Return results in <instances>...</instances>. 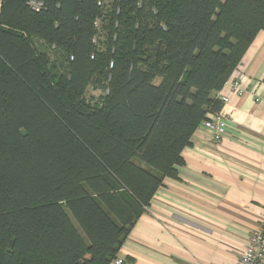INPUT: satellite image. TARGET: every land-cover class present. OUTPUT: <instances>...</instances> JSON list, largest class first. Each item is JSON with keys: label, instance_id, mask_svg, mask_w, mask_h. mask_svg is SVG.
Segmentation results:
<instances>
[{"label": "trees", "instance_id": "16d2710c", "mask_svg": "<svg viewBox=\"0 0 264 264\" xmlns=\"http://www.w3.org/2000/svg\"><path fill=\"white\" fill-rule=\"evenodd\" d=\"M262 30L264 0H0V264H112Z\"/></svg>", "mask_w": 264, "mask_h": 264}, {"label": "crops", "instance_id": "0c3cea01", "mask_svg": "<svg viewBox=\"0 0 264 264\" xmlns=\"http://www.w3.org/2000/svg\"><path fill=\"white\" fill-rule=\"evenodd\" d=\"M235 80L249 92L238 95ZM218 96L229 99L222 140L204 124L195 131L178 178L157 190L112 264L239 262L264 212V30Z\"/></svg>", "mask_w": 264, "mask_h": 264}, {"label": "built area", "instance_id": "2783aa9c", "mask_svg": "<svg viewBox=\"0 0 264 264\" xmlns=\"http://www.w3.org/2000/svg\"><path fill=\"white\" fill-rule=\"evenodd\" d=\"M33 9L39 10L42 3L31 1ZM233 90L240 96L247 94V89L241 88L238 80L232 84ZM223 103L229 101L228 97H220ZM260 98H256V102H259ZM214 134V140L219 142L225 135V129L223 127V116L219 112L215 114L210 121L203 123ZM264 262V212L261 215V226L258 230L254 231L250 237L249 244L243 251L240 260L237 264H263ZM115 264H123L122 260H116Z\"/></svg>", "mask_w": 264, "mask_h": 264}, {"label": "rangeland", "instance_id": "374dc122", "mask_svg": "<svg viewBox=\"0 0 264 264\" xmlns=\"http://www.w3.org/2000/svg\"><path fill=\"white\" fill-rule=\"evenodd\" d=\"M41 46V48H46L45 43L42 42H38ZM87 97L88 99L90 98H94V99H99V97H101L104 92L102 88H95L94 86H90L88 91H87Z\"/></svg>", "mask_w": 264, "mask_h": 264}]
</instances>
